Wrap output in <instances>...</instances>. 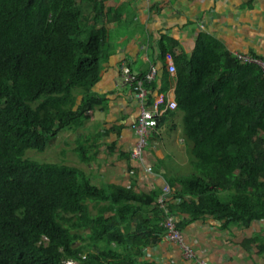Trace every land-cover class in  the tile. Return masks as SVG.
I'll use <instances>...</instances> for the list:
<instances>
[{
  "label": "trees",
  "instance_id": "16d2710c",
  "mask_svg": "<svg viewBox=\"0 0 264 264\" xmlns=\"http://www.w3.org/2000/svg\"><path fill=\"white\" fill-rule=\"evenodd\" d=\"M99 9L98 0H0V264H159L141 258L163 231L159 207L156 223L146 216L159 194L99 188L67 161L25 157L88 122L108 33L84 14ZM200 35L191 56L175 59L194 174L168 181L180 186L170 207L248 226L264 221V74ZM59 151L87 157L83 143ZM254 241L264 248V235Z\"/></svg>",
  "mask_w": 264,
  "mask_h": 264
},
{
  "label": "crops",
  "instance_id": "0c3cea01",
  "mask_svg": "<svg viewBox=\"0 0 264 264\" xmlns=\"http://www.w3.org/2000/svg\"><path fill=\"white\" fill-rule=\"evenodd\" d=\"M98 3L103 4L101 11L84 14L85 21L108 33L101 75L91 87L98 100L82 129L63 132L71 138L72 146L84 144L87 157L75 156V163H67L81 168L99 188L128 189L149 196L159 194L146 213L149 221H153V209L159 207L162 216L159 227L166 218L160 199L168 185L171 190L164 195L163 205L169 208L183 231L185 243L195 250L198 258L209 264H264L262 243L254 241L264 235V221L223 227V222L214 215L191 221L188 213H175L171 209L170 205L177 202L174 194L180 186L173 187L168 181L182 177L188 165L194 168L179 109L165 112L143 157H131L136 143L133 124L141 103L134 86L121 78L123 64L138 76L152 72L155 67V79L140 78L150 93L145 105L153 110L160 97L168 101L176 99L177 67L171 73L167 53H172L176 65L177 57L191 56L200 34L218 39L228 53L264 56V0H98ZM163 49L167 51L163 53ZM150 85H155V89ZM161 234L149 246H143L142 259L159 264L195 263L185 259L180 245L164 241Z\"/></svg>",
  "mask_w": 264,
  "mask_h": 264
},
{
  "label": "built area",
  "instance_id": "2783aa9c",
  "mask_svg": "<svg viewBox=\"0 0 264 264\" xmlns=\"http://www.w3.org/2000/svg\"><path fill=\"white\" fill-rule=\"evenodd\" d=\"M231 55L241 63H252L258 65L264 73V58L250 53H242L237 51L231 52ZM168 59L169 69L174 74L176 67L174 61L172 60L171 54H168ZM155 76L156 68L154 67L152 69V72L146 75V78L149 80H153ZM122 77L124 83H129L134 86L135 96L137 97L139 103H141L140 115L137 119V122L133 126L136 133V143L130 152L132 158L140 159L143 157L144 149L150 144L152 133L154 132L158 124V118L168 108H176L177 101L174 99L169 100L165 104L164 108H160L161 103L164 102V99L161 97L157 100L155 109L152 110L145 105V101L149 98H147V90L142 86V80H140L139 77L134 74L126 65L122 66ZM150 171H152V169H150ZM170 190V187L166 185L163 189V196L160 199V203L162 205L161 207L163 208V211L166 215L165 221L163 223V227L165 229L163 239L167 242H174L180 245L184 252V255L188 258H191L195 255L194 250L187 244H184L183 234L177 228L174 216L170 213L169 208L163 205V197L164 195L168 194ZM200 264H205V262L201 261Z\"/></svg>",
  "mask_w": 264,
  "mask_h": 264
},
{
  "label": "rangeland",
  "instance_id": "374dc122",
  "mask_svg": "<svg viewBox=\"0 0 264 264\" xmlns=\"http://www.w3.org/2000/svg\"><path fill=\"white\" fill-rule=\"evenodd\" d=\"M71 145V138L62 133L56 140L49 141L45 151L37 152L33 150H27L25 152V157H29L37 162L64 163L67 161L73 164L76 161L75 156L78 158H80V156L74 154L73 152H69L71 151ZM57 150L64 151L65 153L69 152L67 155L68 160H65L64 154H61L60 151L57 152ZM186 168L183 169V174H181V176L188 177L194 174V168L192 165H188Z\"/></svg>",
  "mask_w": 264,
  "mask_h": 264
},
{
  "label": "clouds",
  "instance_id": "9594fccd",
  "mask_svg": "<svg viewBox=\"0 0 264 264\" xmlns=\"http://www.w3.org/2000/svg\"><path fill=\"white\" fill-rule=\"evenodd\" d=\"M168 54H171L172 55V53H167V57H168ZM230 54V56L231 57H233L232 55H231V53H229ZM256 56H259V57H262V58H264V56H260V55H256ZM234 58V57H233ZM235 60H236V58H234ZM173 60V59H172ZM168 61H169V59H168ZM238 61V60H237ZM239 62V61H238ZM241 63V62H240ZM242 64H248V63H242ZM249 64H252V63H249ZM123 65H126V64H123ZM122 65V66H123ZM253 65H256V64H253ZM126 66H128V65H126ZM257 67H259L258 65H256ZM129 67V66H128ZM175 67H176V65H175ZM130 68V67H129ZM154 68V67H153ZM168 68H169V64H168ZM260 68V67H259ZM131 69V68H130ZM261 69V68H260ZM170 70V69H169ZM132 71V70H131ZM261 71H262V69H261ZM263 72V71H262ZM134 73V72H133ZM149 73H151V72H149ZM149 73H146V74H141V75H137L138 77H139V79L141 78V76H144V77H146V75L147 74H149ZM172 73V72H171ZM135 74V73H134ZM264 74V73H263ZM121 78H122V81H123V77H122V67H121ZM155 79V78H154ZM129 84V83H128ZM132 85V84H131ZM145 89H146V87H145ZM147 90V89H146ZM135 93V92H134ZM147 97H150V93H149V91H147ZM161 98V97H160ZM163 98V97H162ZM164 99V102H162L161 103V105H160V108H164L165 107V104L168 102V100H166L165 98H163ZM138 100V99H137ZM171 100H173V99H171ZM174 100H176V99H174ZM177 101V100H176ZM177 107H178V103H177ZM177 107L176 108H168L166 111H164V113L158 118V124H157V127H158V125H159V122H160V120H161V118L163 117V115L165 114V112H167L169 109H177ZM150 108V107H149ZM141 112V111H140ZM139 115H140V113H139ZM139 117V116H138ZM138 119V118H137ZM137 119H136V122H137ZM135 122V123H136ZM134 123V124H135ZM134 124H133V126H134ZM157 127H156V129L154 130V132L152 133V135L155 133V131L157 130ZM133 130H134V128H133ZM135 132V131H134ZM136 134V133H135ZM151 138H152V136H151ZM151 140V139H150ZM135 146V145H134ZM143 154H144V152H143ZM93 184V183H92ZM163 227V226H162ZM177 228L181 231V233L183 234V231H182V229L181 228H179L178 226H177ZM164 234H165V229H164V227H163V231H162V234H161V237H162V239H163V236H164ZM164 240V239H163ZM165 241V240H164ZM183 241H184V244H186L185 243V239H184V235H183ZM167 242V241H166ZM188 245V244H187ZM188 246H190V245H188ZM191 247V246H190ZM192 248V247H191ZM193 249V248H192ZM194 250V249H193ZM194 253H195V255L193 256V257H191V258H188V257H186L185 256V259H187V260H189L190 262H192V261H194L195 263H192V264H200V262L201 261H203V262H205V264H209L207 261H205L204 259H200V258H198L197 257V254H196V252H195V250H194ZM67 264H77V262L76 261H74V260H68L67 261Z\"/></svg>",
  "mask_w": 264,
  "mask_h": 264
}]
</instances>
